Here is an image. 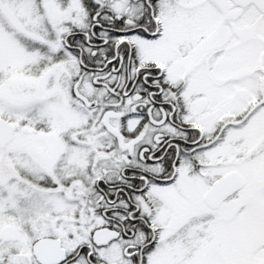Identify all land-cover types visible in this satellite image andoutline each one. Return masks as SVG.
<instances>
[{"label":"snow or ice","instance_id":"obj_1","mask_svg":"<svg viewBox=\"0 0 264 264\" xmlns=\"http://www.w3.org/2000/svg\"><path fill=\"white\" fill-rule=\"evenodd\" d=\"M0 264H264V0H0Z\"/></svg>","mask_w":264,"mask_h":264}]
</instances>
